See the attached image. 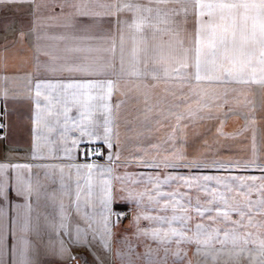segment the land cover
I'll return each instance as SVG.
<instances>
[{
  "label": "snow or ice",
  "instance_id": "obj_1",
  "mask_svg": "<svg viewBox=\"0 0 264 264\" xmlns=\"http://www.w3.org/2000/svg\"><path fill=\"white\" fill-rule=\"evenodd\" d=\"M38 7V5H33ZM61 9L65 7L62 3ZM74 8L76 14L117 16L120 27V68L135 77L131 88L137 93H142L145 99L148 92L157 86L161 87L164 96H160L158 104H169L167 108H158L157 111L167 112L176 117V123L184 127L183 117H197L212 119L213 111L222 113L232 111L225 109L243 94V102L252 104L248 98L249 93L257 89L264 94V0H108L105 3L89 4L75 3L68 5ZM130 13V19L121 13ZM72 11L59 16L62 18L64 31L46 36L48 43L37 44V52H43L49 57L46 67L56 71L57 64L60 69L70 73H95L110 72L115 68L116 44H111L112 56L107 59L90 55L93 51L91 45L80 43L83 40H91L93 37L78 36L74 30L75 21ZM127 33V34H126ZM23 36V33L20 34ZM131 40V49L126 48L127 40ZM39 63V61H37ZM147 77H151L149 84ZM127 83V82H126ZM119 80H94V79H67V80H36L35 84V110L33 112V145L34 157L52 156L54 154V141L51 136H45L43 131L51 134L59 132L64 150L62 156L72 157V148L77 147L80 139L86 137L89 141L103 139L104 143L112 148L113 136L116 139L117 156L120 154V132L117 127L114 133L113 122L116 119L112 112V105L108 97L115 90H119ZM95 89V91H93ZM6 94V93H5ZM43 97V102L40 101ZM98 97V100H97ZM168 98H171L170 100ZM75 107L78 112L77 119L72 120V126L81 133L80 137L71 135L72 146L64 144L68 137V116L70 108ZM120 101L116 103L119 111ZM203 110H208L204 112ZM102 127L103 131L99 129ZM38 131L40 134L38 135ZM219 133L221 129L217 127ZM175 141V136L170 137ZM155 147V145H153ZM253 152L255 153V139L253 136ZM47 149L45 151L44 149ZM99 151V149H97ZM87 156L92 155L89 149ZM111 158V152L108 157ZM153 162L156 156L150 158ZM200 157L192 156L190 159L183 152L182 146L176 147L173 143L171 151L166 152L161 158V164L165 168L184 163L186 166H211L216 168L237 167H264L254 162L245 161L239 163H218L211 165L200 163ZM129 160L144 162L143 156H130ZM44 168H58L60 170L59 189V215L62 218L59 224L47 221L56 228L64 226L63 217L68 213L65 209V197L70 196L71 185L75 186V198L70 201L83 219L92 220L96 205H102L103 229L94 231V238L99 237L105 249L110 247L112 237L111 217L123 216L122 212H113L111 204L113 199L111 184L104 178L99 193L94 198L92 171L97 165L91 161L79 164H43L36 165ZM15 170L18 167L31 169V164H7L0 163V264H8L3 257L7 255L6 237L8 235V194L7 169ZM75 169V176L69 174V180L64 179V168ZM101 168L103 166H100ZM87 180V191L81 202V192L84 185L81 183L82 170ZM51 178V173H48ZM131 176V173H126ZM171 177L183 182L187 189H196L197 195L191 192H180L179 188L167 191L162 185L168 183ZM149 180L155 179L152 188H144L140 191L128 190L129 197H135L139 206L147 197L149 206H158L167 209L169 206L173 213L169 216L158 215V221L166 223V226L156 228L138 229L149 238L164 244L175 240L176 247L172 256L182 260L188 255V248L182 245L194 244V254H202L205 264L211 257V264H264V176H260L259 188L249 186L247 181H256V176H237L232 172H225L215 176L207 173L196 176H181L176 173H165L163 178L159 173L155 177L149 174ZM215 181V186L209 182ZM12 190L24 197L22 204L11 201L12 209H25L21 231H36L39 234V226L29 222V212L33 208L31 198L33 195L39 203L42 196L47 194L49 198L56 197L55 190L45 193L41 190L39 182L33 186L31 182L13 183ZM257 193L255 198L251 193ZM163 193V196H162ZM199 193L205 195L201 197ZM167 196L168 199L163 198ZM186 198V199H185ZM193 200L195 201L193 203ZM85 204L87 210H85ZM180 208L179 212L175 209ZM199 215L194 228L189 229V222L193 216ZM149 214L138 213L133 219L139 221L141 216ZM16 227L17 216H12V264H32L21 250V259L16 260ZM77 231L73 240L80 238L81 229ZM89 228L92 225L89 223ZM86 235V233H85ZM23 240L24 238L21 237ZM27 243V241H25ZM67 249L61 241V252ZM167 252V249H165ZM117 256L121 253L117 250ZM124 264V262H122ZM131 264V262H127ZM185 264H192L188 259ZM199 264V262H198Z\"/></svg>",
  "mask_w": 264,
  "mask_h": 264
},
{
  "label": "crops",
  "instance_id": "obj_2",
  "mask_svg": "<svg viewBox=\"0 0 264 264\" xmlns=\"http://www.w3.org/2000/svg\"><path fill=\"white\" fill-rule=\"evenodd\" d=\"M99 4L108 2V0H9L0 3V110L4 120V127L0 129V163L11 164H31L32 168L18 167L13 170L7 169L8 175V194L10 202L8 204V235L6 237L7 255L3 257L8 264H12V216H17L16 227V260L21 259V250H24L25 256L31 260L32 264H185L191 259L192 264H205V257L202 254H194L192 249L194 244L182 245L188 248V255L182 260H177L172 256L176 247L175 240L171 242L158 244L156 240L149 238L138 229L156 228L166 226L155 219L158 215L169 216L173 209L169 206L167 209L158 206H149L147 197L139 206L135 197L130 198L128 190L140 191L144 188L151 189L155 179L149 180L148 176L155 177L156 173L163 178L165 173H176L181 176H196L207 173L215 176L225 172L235 173L237 176L246 177L256 176V181H247L251 186L259 188L260 176H264V167H237V168H216L211 166H186L184 163L172 165L167 168L161 164V158L166 152L171 151L173 143L176 147H181L187 157H200V163L211 165L214 161L218 163H239L245 161L264 165V94L258 89L254 93H249L248 98L252 104L243 102V94L237 95L236 99L229 104H225V109L231 108L232 111L216 113L213 111L212 119H201L199 116L193 118L186 114L183 117L185 126L182 128L176 123V117L167 112L157 111L158 108H167L170 105L158 104L160 96L165 94L161 92L162 86L148 92V98L142 93H137L131 85L135 82V77L120 68V27L117 22L118 17L103 15H84L76 14L74 8L68 5L75 3ZM147 2V0H140ZM65 7L61 9L60 5ZM38 7H33V5ZM63 11L74 13V30L78 36L93 37L91 40H83L80 43L91 45L93 49L99 48V51H93L90 55L100 56L105 59L112 56L111 44H116L115 57L113 63L115 68L110 72L95 73H70L59 68L52 71L45 65L49 63V57L43 52H37V44H46V36L64 31L62 18L59 13ZM118 15L130 19L131 14L124 12ZM23 33V36L20 34ZM127 34V33H126ZM126 48L131 49V40H127ZM39 61V63H37ZM67 80V79H94V80H119V90L113 91L108 97L112 105V112L116 119L113 122L114 133L116 128L120 132V154L117 156L116 139L113 136L112 148L104 143V140L98 139L89 141L86 137L80 139L77 147L72 148V157L62 156L60 152L64 150V145L60 141L59 132L47 133L55 142L54 154L50 157H34L32 155L33 145V125L32 118L35 110V84L36 80ZM151 84V77L146 78ZM127 82V83H126ZM95 91V89H93ZM6 93V94H5ZM160 93V96L157 95ZM43 102V97L39 98ZM169 100L171 98H168ZM98 100V97H97ZM120 101L119 111L116 103ZM207 112L208 110H203ZM68 116V137L64 144L71 147V135L81 136L75 127L72 126V120L77 119L78 112L75 107L70 108ZM217 127L221 129L218 133ZM103 131L102 127L99 129ZM40 132L38 131V135ZM174 135L175 141L170 137ZM253 136L255 139V153L253 152ZM215 140V141H213ZM103 144L105 149L103 155L91 162L97 165L92 171L94 198L99 193L104 178L111 184L113 199L112 210L126 208L128 215L121 221L114 220L111 217L112 237L109 241L110 247L105 249L99 237L94 238V231L101 232L103 229L102 205L97 204L92 215V220H85L76 208L70 203L75 198V186L71 185V195L65 197V209L68 213L63 217L64 224L67 227H59V234L56 228L52 227L47 221L59 224L62 219L59 215V189H60V170L58 168L37 167L40 164H79L87 163L79 156V149L84 144ZM155 145V147H153ZM47 151V149H44ZM111 152V158H107ZM143 156L144 162L129 160L130 156ZM156 156L157 160L153 162L150 158ZM100 166H103L102 168ZM88 170H82L81 183L84 185L81 192V202H83L84 193L87 191V180L83 175ZM240 171V172H235ZM48 173H51V178ZM75 176V169L64 168V179L69 180V174ZM131 173V176L126 175ZM18 185L21 182H31L36 186L39 182L41 190L45 193L56 191V197L49 198L47 194L41 197L37 203L35 196L31 198L33 208L29 212V222L39 226V234L36 231H21V224L24 219L25 209H12L11 201L22 204L24 197L18 195L12 190L13 183ZM210 186H215V181L209 182ZM179 188L180 192H191L192 196L197 195L196 189H187L183 182L171 177L168 183L162 185L163 189L171 191L172 188ZM203 197L204 193H199ZM255 198L257 193H251ZM163 196V193H162ZM163 198L168 199L167 196ZM186 199V198H185ZM195 201L193 200V203ZM3 200L0 199V204ZM85 210L87 205L85 204ZM176 212L180 211L178 207ZM193 216L189 222V229L194 228L199 215L188 210ZM149 215L141 216L139 221L133 218L138 213ZM89 223L92 225L88 227ZM77 225L82 230L80 238L73 240L77 231ZM86 233V235H85ZM21 237L24 239L22 240ZM27 241V243H25ZM61 241L66 247V252H61ZM167 249V252L165 251ZM117 250L121 253L117 256ZM207 264H211V257H208Z\"/></svg>",
  "mask_w": 264,
  "mask_h": 264
},
{
  "label": "built area",
  "instance_id": "obj_3",
  "mask_svg": "<svg viewBox=\"0 0 264 264\" xmlns=\"http://www.w3.org/2000/svg\"><path fill=\"white\" fill-rule=\"evenodd\" d=\"M3 127H4V120L2 118V112L0 110V129ZM89 149L92 150L91 156L86 155V153ZM97 149H99V151H97ZM104 149H105L104 145L100 144V143L84 144V145L80 146L79 156L83 160H88V161L96 160V159H99L103 155ZM114 212H122L123 213V216H121V217H116L114 215V219L117 222H121L128 215V210L126 208L117 209V210H114Z\"/></svg>",
  "mask_w": 264,
  "mask_h": 264
},
{
  "label": "rangeland",
  "instance_id": "obj_4",
  "mask_svg": "<svg viewBox=\"0 0 264 264\" xmlns=\"http://www.w3.org/2000/svg\"><path fill=\"white\" fill-rule=\"evenodd\" d=\"M8 2L9 0H0V3H2V2ZM213 141H215V140H213ZM235 172H240V171H235ZM115 220V219H114ZM116 221V220H115Z\"/></svg>",
  "mask_w": 264,
  "mask_h": 264
}]
</instances>
